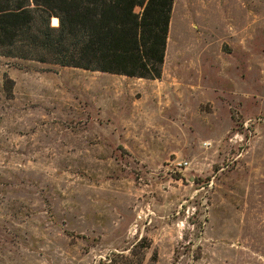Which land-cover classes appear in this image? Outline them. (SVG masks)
<instances>
[{
    "label": "rangeland",
    "instance_id": "374dc122",
    "mask_svg": "<svg viewBox=\"0 0 264 264\" xmlns=\"http://www.w3.org/2000/svg\"><path fill=\"white\" fill-rule=\"evenodd\" d=\"M33 56L0 55V264H264V0H175L160 79Z\"/></svg>",
    "mask_w": 264,
    "mask_h": 264
},
{
    "label": "trees",
    "instance_id": "16d2710c",
    "mask_svg": "<svg viewBox=\"0 0 264 264\" xmlns=\"http://www.w3.org/2000/svg\"><path fill=\"white\" fill-rule=\"evenodd\" d=\"M175 0H0V55L160 79Z\"/></svg>",
    "mask_w": 264,
    "mask_h": 264
},
{
    "label": "built area",
    "instance_id": "2783aa9c",
    "mask_svg": "<svg viewBox=\"0 0 264 264\" xmlns=\"http://www.w3.org/2000/svg\"><path fill=\"white\" fill-rule=\"evenodd\" d=\"M187 165H188L187 163H179L178 165H176V167L178 169H182V168H184V166H187Z\"/></svg>",
    "mask_w": 264,
    "mask_h": 264
}]
</instances>
